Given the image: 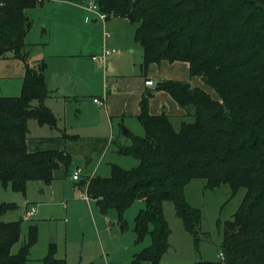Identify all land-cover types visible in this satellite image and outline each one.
<instances>
[{
    "label": "trees",
    "instance_id": "trees-1",
    "mask_svg": "<svg viewBox=\"0 0 264 264\" xmlns=\"http://www.w3.org/2000/svg\"><path fill=\"white\" fill-rule=\"evenodd\" d=\"M0 1V59L25 64L21 94L0 95V183L25 192L29 181L49 184L57 170L69 169L73 161L69 143L85 138L59 128V119L45 104L52 94L46 62L29 58L32 46L26 37L33 22L26 10L43 6L46 0ZM94 1L106 19L124 17L137 26L134 39L143 47L142 70L164 60L188 62L191 74L201 76L217 98L189 81H160L140 101L138 119L145 134L127 130L128 143L118 147L120 155L138 159L139 165L125 169L111 163L109 177L93 175L77 185L103 214L112 208L118 211L123 231L128 228V208L145 200L134 221L135 242L141 244L150 236L152 243L136 253L134 261L150 264H161L171 246L167 201L173 202L199 251L202 210L185 194L192 180L206 179L209 189L229 184L234 195L244 188L233 218L223 223L219 250L225 258L195 264H264V0ZM157 89L167 91L193 119L176 129L166 111L152 115L150 99ZM32 119L60 129V136H30ZM16 208L15 203H0V264H26L39 239L38 226L31 225L20 250L13 253L23 218L8 222L2 217ZM42 260L68 264L55 256L54 244Z\"/></svg>",
    "mask_w": 264,
    "mask_h": 264
},
{
    "label": "rangeland",
    "instance_id": "rangeland-1",
    "mask_svg": "<svg viewBox=\"0 0 264 264\" xmlns=\"http://www.w3.org/2000/svg\"><path fill=\"white\" fill-rule=\"evenodd\" d=\"M33 27L36 31L42 29V27L41 29L37 27L36 21H34ZM129 27L132 31L130 34H133L134 27ZM111 31L114 33L113 30ZM133 42L135 41L133 40ZM105 47L122 50L123 54L119 56H127L129 66L133 63L140 64L143 60L140 44L133 45V52L112 44ZM138 48H140L139 51ZM116 58L118 57L110 58V60H116ZM84 62L85 68L90 71L91 64L87 61ZM24 68V62L19 59L0 60V95L16 96L21 94L23 82L21 77L24 76ZM108 73L113 74L111 71ZM97 78L93 85L83 88V94L78 96V102L82 106L89 104L85 102H88L95 94L94 90L98 89ZM91 91L94 93L90 94ZM213 94L217 97L215 93ZM35 103H37L36 100ZM57 111L59 114L61 113L60 115L64 113V109ZM68 119V130L75 132L70 128L72 119ZM192 119L189 117L185 120L191 121ZM175 127L176 129L180 128L178 120L175 121ZM29 128L32 137H48L57 134L56 130L49 126H41L35 119L30 121ZM124 128L128 127L124 126ZM101 134L105 136L97 141L101 151L95 155V161L90 166H87L86 162L92 159L89 157L88 151L90 145H93V141L85 139L78 143H69V148L73 153L70 168L65 167L57 170L55 179L51 183L29 181L25 192H16L11 185L6 187L0 183V203L10 202L17 205L16 209L7 211L3 215V221H18L23 218L21 238L13 247V253L20 250L21 244L27 239L29 227L36 224L39 229V239L32 254L33 258H45L54 244L55 256L67 260L68 264H110V262L118 261L116 257L123 259L124 264H128V255H131V251L138 247L134 242L136 238L134 221L139 210L146 206L145 200H137L128 208L125 216L128 228L122 232L117 226L118 211L112 208L107 215L101 214L93 201L89 202L83 197V194H86L85 188L77 187L76 183L79 181L72 178L80 168L82 169L81 178L84 179L93 175L109 177L112 171L111 163L121 165L125 169L139 165L138 159L118 153L120 140L116 141L108 130ZM29 148L33 151L34 145L30 144ZM206 183V179L197 178L192 180L185 189L189 203L202 210L199 251L195 249L192 235L186 231L180 217L176 214L173 202L165 203V214L173 231L170 238L172 247L165 258V264H189L186 261L188 256L189 259L195 256V260H220L218 254L222 243L223 223L233 218L246 192L244 188H240L234 195L229 184L209 189L206 188ZM34 207L36 208L35 216L26 220L24 210L26 208L31 210ZM92 210L95 212V216H92ZM218 222L221 223V226ZM118 230L122 232L121 237L114 235V232ZM100 236L107 247L105 251L102 249ZM145 240L151 241L150 236H146ZM123 245L130 246L129 254L121 252L120 249ZM117 250L119 255L116 253Z\"/></svg>",
    "mask_w": 264,
    "mask_h": 264
},
{
    "label": "crops",
    "instance_id": "crops-1",
    "mask_svg": "<svg viewBox=\"0 0 264 264\" xmlns=\"http://www.w3.org/2000/svg\"><path fill=\"white\" fill-rule=\"evenodd\" d=\"M87 2L89 3V0H46L43 6L27 9V15L31 17L33 24L36 21L37 27L40 29L42 27V29L41 31L39 29L36 31L32 24V28L26 37V42L32 46L30 49V61L46 62V81L52 94L47 98L45 104L49 105L57 119H59V128L61 130L65 129L70 134L80 135L86 140L93 141V145H90L91 147H89L88 151L89 157H92V161L88 164L90 166L95 161V155L101 151L97 141L105 137L102 136V132L108 130L116 141L120 140V145L128 143L123 133L124 126H127V129L132 133L143 135L144 127L138 119L141 111L140 101L143 93L149 89H154L160 81L171 79L189 81L191 85L206 90L213 98L217 97L213 94L215 91L205 83L201 76H193L191 74L188 62H169L166 60L155 62L145 72L141 67L143 60L140 64L133 63L129 66V58L127 56L124 57L125 55L119 56L123 54V51L120 50L119 54H114L110 57H118L116 60H110L109 58L105 69L100 63L92 59L93 54L100 53L108 44L127 50L130 49L133 52V45H141L140 42L134 39L137 26L131 24L124 17L113 16L103 20L98 17L96 12L87 9ZM129 26L134 27L133 34H130L132 31ZM106 32H109L108 37L105 35ZM132 36L136 43L133 42ZM141 48L143 55L142 45ZM84 61L91 64L90 71L85 68ZM109 71L113 72V74H109ZM96 77H98V89L94 90L95 94L88 102H85L89 104L87 106L83 104L82 106L78 102V96L83 94V88L93 85ZM21 79L23 81V76ZM147 80H152L154 85H146L145 82ZM93 93L91 91L90 94ZM97 96L104 99L105 106L101 107L93 102L94 97ZM59 109H64L62 115L58 113L57 110ZM163 111H166L171 117L174 127L176 120L181 126L182 122L190 117L187 116L186 110L167 91L157 89L150 99V113L157 115ZM68 118L72 119L70 128L75 132L71 131V133L68 130ZM51 129L57 132L56 135L51 136H60V129ZM77 187L82 188L78 185ZM85 199L89 202L93 201L96 205L93 199ZM91 212L92 216H95V212L93 210ZM100 213L103 214L102 212ZM117 226L120 227L118 223ZM121 231L123 232L122 229ZM121 231L114 232V235L121 237ZM100 243L105 251L107 247L103 243L101 236ZM151 243V241L145 239L141 244L135 242V246L138 247H135L131 251V255H128V264L131 262V264H150L146 261L144 263H136L134 255ZM36 244L26 264H44L42 258H33L32 256L37 246ZM123 246H121V252L129 254L130 246ZM171 247L172 245L170 249ZM168 252L164 254L161 264H165ZM116 253L119 255L118 250ZM116 258L118 261L110 262V264H124L123 259ZM189 258L188 256L186 260L189 264H195L196 261H199L195 260V256L191 259Z\"/></svg>",
    "mask_w": 264,
    "mask_h": 264
},
{
    "label": "built area",
    "instance_id": "built-area-1",
    "mask_svg": "<svg viewBox=\"0 0 264 264\" xmlns=\"http://www.w3.org/2000/svg\"><path fill=\"white\" fill-rule=\"evenodd\" d=\"M1 4H3L2 1H0V5ZM87 9L90 11L96 12L99 18H101L103 20L106 19V14L103 13L101 11V9H99L98 4L94 0L89 1L88 5H87ZM105 35H106V37H108L109 32L108 33L106 32ZM120 52H121L120 50H117L115 48L104 47L100 53L93 54L92 59H94L96 62L100 63L106 69L107 65H108L109 58L114 54H119ZM145 83L148 86L154 85V82L152 80H147ZM93 102L97 103L101 107L105 106V104H106L104 102V99L101 97H98V96L94 97ZM81 171H82V169L80 168L73 174V176H72L73 180L80 181V179H82L81 178ZM84 197L87 199H90V197H88L87 194H84ZM35 212H36L35 207L31 210L26 209L24 211V214H25L24 218L26 220H30L32 217L35 216ZM218 256L220 257L221 260H223L225 258L224 253H222L221 251H219Z\"/></svg>",
    "mask_w": 264,
    "mask_h": 264
},
{
    "label": "water",
    "instance_id": "water-1",
    "mask_svg": "<svg viewBox=\"0 0 264 264\" xmlns=\"http://www.w3.org/2000/svg\"><path fill=\"white\" fill-rule=\"evenodd\" d=\"M127 130H128L127 128H123L124 135H126ZM90 161H92V159H90L89 161L86 162L87 166H89L88 164L90 163Z\"/></svg>",
    "mask_w": 264,
    "mask_h": 264
}]
</instances>
